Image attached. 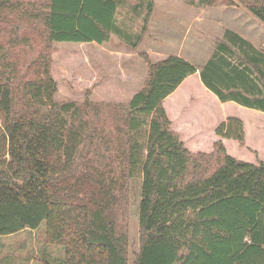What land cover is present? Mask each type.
<instances>
[{
    "label": "trees",
    "instance_id": "1",
    "mask_svg": "<svg viewBox=\"0 0 264 264\" xmlns=\"http://www.w3.org/2000/svg\"><path fill=\"white\" fill-rule=\"evenodd\" d=\"M217 3L230 5L206 0ZM238 3L264 25V0ZM0 4L25 7L23 14L42 21L48 43L102 45L116 32L115 0ZM224 38L200 71L176 56L152 62L139 55L147 75L125 111L127 140L101 168L79 153L85 131L79 108L55 101L50 57L38 55L39 76L21 88L0 75V161L7 160L0 166V236L44 223L46 242L64 248V264H128L119 213L141 161L132 136L145 128L133 264H264V162L237 160L226 149L227 140L246 148L243 121L228 118L213 128V152L192 154L163 106L198 72L202 87L221 104L264 115V54L230 31Z\"/></svg>",
    "mask_w": 264,
    "mask_h": 264
},
{
    "label": "rangeland",
    "instance_id": "2",
    "mask_svg": "<svg viewBox=\"0 0 264 264\" xmlns=\"http://www.w3.org/2000/svg\"><path fill=\"white\" fill-rule=\"evenodd\" d=\"M5 1L12 0H0ZM115 2L116 32L102 45L48 43L41 20H32L29 14H23V6L12 8V5L0 4L2 80L8 79L13 89L19 85L21 88L25 81L39 76L38 55L50 57V75L57 84L55 101L74 103L79 108L85 123L79 153L87 154L91 163L99 168L115 156L119 146L127 140L123 126L125 111L147 75L140 54H147L152 62L167 56H181L202 70L216 46L225 42L226 30L239 34L264 54V25L239 6L238 0H228L230 5L217 3L215 6H208L206 0ZM27 11L33 12L29 8ZM219 17L223 23H216ZM198 82V77L192 75L164 104L166 107L170 104L167 116L173 121L171 129L184 121L180 130L185 136H194V148L189 151L192 154L212 153L213 128L234 116L247 127L248 143L246 148L240 149L236 142L227 140L228 154L245 162L264 159V154L258 152H264V115L234 103L221 104ZM146 133L145 128L133 133L132 143L141 154V161L136 168L135 180L127 185L128 193L119 213L128 234V264H133L139 249L140 171ZM183 141L186 144L192 142L185 141V137ZM204 144H207L206 148ZM5 161H0V166ZM114 166L118 168L116 161ZM0 264H64V248L46 242L45 224L42 223L36 230L0 236Z\"/></svg>",
    "mask_w": 264,
    "mask_h": 264
},
{
    "label": "crops",
    "instance_id": "3",
    "mask_svg": "<svg viewBox=\"0 0 264 264\" xmlns=\"http://www.w3.org/2000/svg\"><path fill=\"white\" fill-rule=\"evenodd\" d=\"M241 18V17H240ZM237 19H238V17H237ZM236 19V20H237ZM216 21V23H218V24H220V23H223V21L220 19V17H219V19H216L215 20ZM226 31H230V30H226ZM230 32H232V31H230ZM232 33H234V34H237V33H235V32H232ZM238 36H240L239 34H237ZM241 38H243L242 36H240ZM243 39H245V38H243ZM176 57H179V58H181V59H183V60H185V61H187L188 62V60L186 59V58H183V57H181V56H176ZM194 66V65H193ZM197 69V68H196ZM197 71H200V70H198L197 69ZM197 77H198V72L195 74ZM191 77V76H190ZM190 77H188V78H186V80L185 81H188L189 79H190ZM184 81V82H185ZM182 83V85L177 89V91H175L174 93L176 94L182 87H184L185 86V83ZM199 84H200V82H198ZM201 85V84H200ZM202 86V85H201ZM173 93V94H174ZM171 95V96H169L165 101H164V103H163V106H164V109H165V111H166V113H167V115H169V111H170V104H169V107H166L164 104H165V102H168L171 98H173V96H175V94L174 95ZM228 103H232V102H228ZM225 104H227V103H225ZM254 113L255 114H257V115H259V114H261V113H257V112H255L254 111ZM231 117H234V116H231ZM235 118H237V117H235ZM171 122L173 123V121L171 120ZM184 124V121L183 122H179L178 124H176L175 126V129H172L174 132H176L178 135H179V137H180V140L185 144V146L188 148V150L190 149V148H194V146H193V144L195 143V139H194V136H192V135H190V134H188L186 137H185V141L186 140H189V141H192L191 143H189V144H186V142H184L183 141V137H184V133H183V131L182 130H180V128L182 127V125ZM191 128V127H190ZM244 129H245V135H246V143H248V141H247V136H248V133H247V127L244 125ZM194 142V143H193ZM196 149H198V148H196ZM204 149V148H203ZM258 150V149H257ZM258 152H259V154L260 155H263L264 154V152L262 153V152H260L259 150H258ZM261 158V160L260 161H262V162H264V159L262 158V157H260Z\"/></svg>",
    "mask_w": 264,
    "mask_h": 264
}]
</instances>
